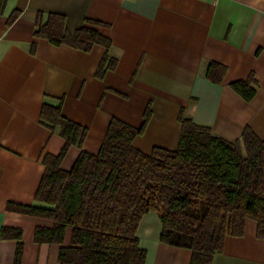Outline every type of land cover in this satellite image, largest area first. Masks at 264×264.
I'll list each match as a JSON object with an SVG mask.
<instances>
[{
    "label": "crops",
    "instance_id": "0c3cea01",
    "mask_svg": "<svg viewBox=\"0 0 264 264\" xmlns=\"http://www.w3.org/2000/svg\"><path fill=\"white\" fill-rule=\"evenodd\" d=\"M50 14L64 17L74 32L81 26L110 40L89 51L53 44L35 34ZM115 61L96 75L104 57ZM225 67L220 83L206 76L210 63ZM253 74L255 90L243 99L230 84ZM87 128L81 147L70 145L60 167L69 170L78 155L95 154L110 120L134 127L150 117L132 144L144 153L174 150L181 133L179 114L228 140L250 128L264 139V0H0V264H13L17 240L3 227L22 231L20 264H60L63 242L37 243V226L52 222L6 209L8 202L44 206L34 199L46 155H57L64 139L40 121L44 102ZM154 211L137 228L144 264H189L192 251L160 240ZM209 264H264V239L246 220L243 236H227Z\"/></svg>",
    "mask_w": 264,
    "mask_h": 264
},
{
    "label": "trees",
    "instance_id": "16d2710c",
    "mask_svg": "<svg viewBox=\"0 0 264 264\" xmlns=\"http://www.w3.org/2000/svg\"><path fill=\"white\" fill-rule=\"evenodd\" d=\"M35 34L83 51L94 44L110 45L87 26L69 32L58 14L38 23ZM114 64L104 55L96 75L102 77ZM224 73L223 65L212 62L206 76L220 83ZM253 82L251 74L230 86L248 101L255 93ZM150 113L148 107L140 127L113 117L98 152L82 151L71 169L64 170L63 155L70 145L81 147L87 128L62 114L61 99L57 105L42 104L41 123L57 129L65 141L57 155L43 159L34 199L45 205L8 202L6 209L52 222L36 227L37 243L61 244L71 228L70 245L59 248L60 264H144L146 251L136 232L150 211L160 220L162 242L192 251L189 264H209L227 236H243L246 220L255 222L256 237L264 239V139L246 127L239 139L228 140L181 110L177 148L154 147L144 153L132 141L143 133ZM1 236L17 240L13 264H20L22 231L3 227Z\"/></svg>",
    "mask_w": 264,
    "mask_h": 264
},
{
    "label": "built area",
    "instance_id": "2783aa9c",
    "mask_svg": "<svg viewBox=\"0 0 264 264\" xmlns=\"http://www.w3.org/2000/svg\"><path fill=\"white\" fill-rule=\"evenodd\" d=\"M214 2H215V3H217V2H218V0H214Z\"/></svg>",
    "mask_w": 264,
    "mask_h": 264
}]
</instances>
